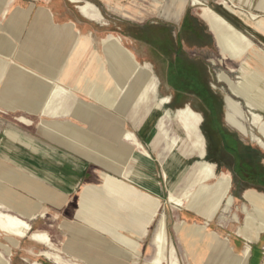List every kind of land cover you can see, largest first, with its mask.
Segmentation results:
<instances>
[{"label": "crops", "instance_id": "0c3cea01", "mask_svg": "<svg viewBox=\"0 0 264 264\" xmlns=\"http://www.w3.org/2000/svg\"><path fill=\"white\" fill-rule=\"evenodd\" d=\"M76 8L77 6L68 0H47L46 5L40 6H37L36 3L30 4V7L25 9V14H18L12 17L8 32L2 37L4 43L8 41L10 48L8 51H5L4 47L1 48L0 55L4 53L2 58L5 59L7 56L8 60L17 64L13 65L12 68H19L29 78H33L30 83L25 85L28 87L26 91H23L24 88L17 85L18 88H22V93L14 94L11 101L21 102V100L26 101L33 98L36 101H42L46 91L49 88L56 87V92L58 91L56 100L61 103L62 109L57 117L47 118L53 120L74 118L85 120L86 122L90 121L88 133L86 129L69 121L64 123L55 121L59 123V127L57 126L54 131L50 130L49 133L44 130L41 122L40 130L50 140L73 150L90 161L96 162L98 164V178L102 177L103 180L105 178L106 192L110 195L113 194V197L119 198L120 201L126 199L129 202H133L135 210H129L127 213L123 211L122 204L114 206V209L109 208L106 210L101 207L98 210L99 214L104 215L105 220L108 213H113L114 226L108 228V231H113L111 233L116 236L115 242L117 244L130 248L131 246L123 244L117 239V236L122 237V235H117L114 228L122 229L120 224L123 221H127L128 224L124 230H130L133 233L137 230V233H139L137 235L141 239L148 233L150 223L160 207V201L151 195H157V191H155L153 184L148 182L153 180L154 163L150 153L156 152L160 157V161L164 163L167 156L178 147L179 142L177 140H179L180 136L168 124L165 125L164 129L160 126L163 119L167 122V118L161 109H157L152 104L153 99L148 95V89L153 81L150 82L151 85L149 84L146 87L144 98L136 101L134 95L139 88L143 87V82L138 83L136 79L133 81L134 77L129 79L116 78L111 72L113 68L111 65H99L94 61V52L99 53L95 40V35L99 31L93 29L91 24H89L90 21L85 19ZM184 11L185 6L183 5L180 15L177 18L171 16L172 18H169V20L178 23ZM120 14H122L121 17L124 19L137 20L131 18L129 16L130 13L125 14L123 12ZM167 19L168 17L165 18V20ZM183 23L184 26H187L185 29H182L180 25L179 29L167 31V36L164 34L165 31L160 32L158 30L150 37V41L130 35L128 39L134 45L137 54L140 55V53L144 54L146 52L149 55L146 59H150L156 65H174V63L177 65H205L202 63L201 57L207 53L210 47L199 46L196 48L189 43L188 37L193 33L194 29L198 31L203 29L210 35L209 29L206 30L205 25L196 16H193V19L189 22L184 20ZM171 31L172 36L169 35ZM164 38L167 40H164ZM170 41L175 42L172 51H170ZM1 51L3 52L1 53ZM176 57L178 61H176ZM180 59L181 64H179ZM8 66L11 68L10 65ZM31 74L35 76L30 77L32 76ZM164 77L162 78L163 81ZM4 83H2L0 88V98L3 96ZM128 88L130 92L126 93ZM6 98L7 96H5ZM89 101L96 102L97 105L87 103ZM142 104L145 108L141 106ZM20 110L23 109H17V111ZM23 111H25L22 114L23 117H45L38 112L29 113L27 110ZM262 113L264 114V111ZM124 116L131 120L130 126L125 124L126 120L122 119ZM153 116H158L155 129L150 122ZM68 123L80 130L74 133L67 126ZM27 126H32V123ZM95 132L96 137L92 134H95ZM127 133L133 134V137L126 138ZM9 135L17 139L18 150L28 151V154L34 156L36 154L40 155V151L36 149L37 147L33 140L21 136L18 131L15 132L14 130H10ZM180 151L184 158L194 156L185 152L182 146ZM45 154L46 156L44 157L46 158L42 157L40 160L35 159L34 161L29 160V164L31 162L34 163L30 166H37L34 171L18 166L16 171L13 170V172H17L14 173L16 177H13V180L9 178L8 174L6 175V180L12 182L16 178L17 187L38 199V202H33L34 204L29 203V208L22 209L25 215H34L36 218L40 217L41 212L46 210L41 203L45 202L55 209L63 208L67 198L81 192L84 184L88 183L90 176L94 174L90 164L86 165L88 166L86 167L78 159L64 162L66 165L64 171L63 167L61 169L56 164L57 168L53 169V171L51 168L46 173L44 160H48L47 156H50L51 153L46 151ZM195 156L200 158L198 154ZM56 162L59 163L58 161ZM121 164L122 166L119 167ZM139 165L145 172L144 181L149 184H139L142 182L141 177L139 179L136 170L132 172V169H137ZM193 166L194 164L187 167V172L183 173L180 177L181 180L179 179L178 182L170 181L167 172H165L164 177H167L166 181L169 182V189L174 190L175 193L182 191L187 186L186 182ZM127 171H129L128 175ZM83 172H86V175H83ZM41 183L45 185L43 186ZM110 195L106 196L100 192L96 196L110 197ZM24 199L27 202L31 201L27 198ZM90 203H88V206ZM189 208L200 214H203L202 212L206 213L203 209H198L195 206H189ZM140 212L144 217L142 222L133 216ZM126 215L130 216L127 217ZM213 216L214 214H209L207 220L212 219ZM162 217L166 220L164 214L160 216V218ZM99 221L101 224L98 223L96 227L90 226V228L85 230L82 229L83 231L71 228L66 223L63 224L61 226L62 229L68 230L70 237H73V241L70 242L72 248H67L66 250L75 257H81V261L87 264H128L119 257L107 256L104 249L95 247L101 232H106V229H104L106 223H103V219ZM175 228L178 231L181 229L187 231V234L184 235L185 237L180 236L178 238L177 236L175 241L178 242L179 240L180 243L178 242V244L186 253L185 258L194 264H215L216 262L214 263V261H217L218 255H223L227 260L230 252L227 249L229 245L227 239H222L215 232H208L202 225L188 226L185 222H176ZM193 237L200 238L198 239L200 243L193 241L194 243L192 244L194 245H192L190 241ZM90 241L93 243H89ZM202 241L203 243H201ZM86 244L93 247L88 246L89 248H87L85 247ZM151 246L154 250V255L148 264L152 263L155 256L152 240ZM135 247L137 249H134ZM138 247L139 245L135 243L133 250L130 251L141 255ZM112 250L113 252L115 251L113 248ZM128 255L134 260L133 264H138L140 255L137 258V263L129 253ZM175 257L181 264L176 249Z\"/></svg>", "mask_w": 264, "mask_h": 264}, {"label": "rangeland", "instance_id": "374dc122", "mask_svg": "<svg viewBox=\"0 0 264 264\" xmlns=\"http://www.w3.org/2000/svg\"><path fill=\"white\" fill-rule=\"evenodd\" d=\"M46 1L47 0H5L4 7L8 10V14L6 16H3L2 11L0 10V39L3 37L4 34H7L12 23V17L18 14H25V9L30 7V4L32 3H36L37 6H40L46 5ZM68 1L76 5V9H78V11L79 6H81V4H91L96 8L98 16L94 20L85 18L80 11L79 13L85 19L90 21L89 24H91L93 29L99 31L95 35V40L96 46L98 48L97 50H99L100 53L98 54L104 58H102L103 64L108 65V62H106L105 60V56L102 54V41L109 35L117 37L120 40L122 46L133 54L135 60L144 68L149 69L151 73V80L153 82L152 85L150 84L151 86L148 89V95L152 97L153 101L159 104L161 99L165 97L170 98V103L162 106L161 110L163 111V113H165V110L168 109L173 115H175L177 110L184 108L186 105H189L196 113L199 114V116L201 117V121L198 124V133L203 138L205 148L207 149L206 146H208V138L202 128L204 117H202L200 112L194 109L193 106L190 104L192 102L194 106L199 108L201 106L200 103L196 102L195 100H173L172 94L168 91V89H166L162 80V78L165 76V67L163 65H156L150 59H146L147 57H149L146 52L144 54L140 53V55L137 54L134 45L131 44L130 40L128 39L130 35L133 37L138 36L139 38H142L145 41H150V37L154 35L155 32L158 30H160V32L165 31L164 34L165 36H167V31L179 29L180 25L181 27L183 26L182 23L184 20L189 22L191 21V19H193V16H196V18L205 25L206 30H208L206 23L202 21L198 16L199 8L195 7V5L192 4L191 0H183L185 11L180 21L178 23H175L169 20V18L172 17L167 16L169 10L166 11V9L172 8L173 5L171 4H173V1L175 0H81V3L78 4L72 2L71 0ZM200 1L203 2L205 6H208L218 15L223 17L239 32L250 38L254 43L255 47L264 52V0H229L226 1L225 4L219 3L218 0ZM130 6L133 8H131ZM123 12L130 13L129 16L137 20L130 21L122 18V14L120 13ZM251 14L258 15L259 19L252 20L250 18ZM166 17H168L167 20H165ZM172 31L169 33L170 36H172ZM209 36L212 39L211 47L208 49L207 53L201 57V59L202 63L205 64L202 65V67L205 70L206 74V85L208 89H210L211 93L218 99L219 103L221 104L222 113L219 118L220 124L227 132H229L231 135L235 136L239 140L242 146L241 148L246 149L244 153L247 156L248 154H250L253 163L259 165L262 171L264 172V148L258 145L256 142V137H260V135L257 130L252 128V124L248 115V109L245 107V102L247 99L244 100L233 96L231 94L230 87L227 85V83L220 82L218 80V75L220 73H225L235 82H241V80H236V76H241L240 70L242 67H240V69L236 71V69L241 65V63L231 61L227 58H222L219 53V49L215 44L212 34H210ZM164 40L167 39L164 38ZM173 41H170V51H172L174 49L173 47L175 46V42ZM7 58L8 57L6 56L5 61ZM0 61L3 63H7L8 59L5 62L1 58ZM94 61L98 63L96 58H94ZM249 63L254 68L260 69L257 63L254 62L250 56ZM98 64L101 65L100 63ZM248 73L249 74L246 78V81L254 80L257 81L259 84V92L257 94L255 93V96L252 95V97L254 101L261 102L262 100H264V88H262V86L264 85V71L256 72L249 70ZM134 79L135 78H133L132 80L134 81ZM1 85L2 81H0V88ZM262 95L263 97H261ZM230 102H232V104L236 107V109L238 110L237 112L241 113L240 116L237 115V119L246 128V133L239 131L237 127H235L229 121L228 116H232V114L234 115V109L232 110L230 108ZM87 103L97 105L96 102L92 101H89ZM263 111L264 109L258 111V113L261 114L264 118V114L262 113ZM28 112L35 113L30 111ZM23 113H25V111L23 110L11 111L6 110L5 108L0 106V186L8 190L6 191V193L3 194L4 196L9 198L11 202L18 205L22 209L24 207L29 208V203L34 204L33 202H38V199L36 197L26 193L25 191L21 190V188L17 187V181L15 180L16 178L14 179V181L10 182L6 180V175L8 174L9 178L13 180V177H16V174L14 173H17L13 172V170L16 171L18 166H21L23 168H29L30 170L34 171L37 166H30L33 162L29 164V160H40V158L46 156V151L51 153L50 156H47L48 160H44V166H46V173H48L51 168L52 171L53 169L57 168L56 164L60 168L63 167L64 171L66 162L74 160L76 161V159H78L79 161H82L85 164L84 166L90 164L94 174L90 176L88 183L84 184V187L82 188L81 192H78L76 195L67 198L63 208L55 209L45 202L43 204L41 203V205L46 208V213L44 211L41 212V218H36V216H34L32 219H25L31 225L32 232L28 238L20 240V244L18 246H15V248H13L14 246H12L7 240L5 234L0 232V243L9 245L11 247L10 256L6 254V251L0 249V253L2 254L3 260L8 264H87L84 261H81V257H75L69 251L66 250L67 248H72L70 242L73 241V237H70L69 231L62 229L61 226L66 223L71 228L85 230L87 228H90V226L96 227L98 223L101 224L99 220L103 219V223H106H104L106 225L104 229H106L107 233L101 232L99 236V241L97 242V245H95V247H100L104 249L107 256L117 258L119 257L123 261H125V263L127 262L128 264H133L134 260L131 259L128 255L130 250H133V247L129 248L117 244L115 242L116 236L111 233L113 231H108V228H112V226H114L115 221L112 219L113 213H108L106 215V220L104 219V215L98 213V210L101 209V207L108 210L109 208L114 209V206H117L119 204H122L123 211H126L127 213V211L129 210H135V205L133 204V202H129L126 199H122L120 201L119 198L113 197V194L110 195L108 192H106V181L104 177V180L102 179V177L98 178V164L96 162L90 161L85 157L81 156L80 154H77L73 150H70L69 148L63 145L50 140L49 138L44 136V134H42L40 130L41 122L45 124H52L55 123V121H61L63 123L65 121H69L74 123L75 125H78L81 128L86 129V132L88 133L90 127L89 122L74 118H62L53 120L47 117L25 116V118L30 120L32 123V126H27L18 121L20 117H23ZM158 116H153V118L150 120L154 129L156 127ZM122 119H125V124L130 126V120L127 119V117L124 116ZM166 124L171 126V128H174L180 138L179 140H177V142H179L178 147L167 156L164 163L160 161V157L156 152L153 151L152 153H150V156L154 163L153 180L148 182L153 184V186L155 187V191H157V195H151L155 199H158L160 201V207L157 211V214L154 216L153 220L150 223L148 233L142 239L139 235H137L139 234L137 233V230L135 233L130 230H124V228L128 224L127 221H123L120 224L122 229L113 227L115 233H117V235H122V237L131 239L132 241L137 243V245H139V251L141 252V255L138 259V264H148V262L152 259L154 255V250L151 246V240L157 228V224L159 222L158 220H160V216L164 214L166 217L167 233L170 241V246L172 244L174 245L181 264L194 263L185 258L186 253L185 251H183V248L178 244L179 240L178 242L175 241V237L178 236V238H180V236H184L187 234V231L185 229H181L179 231L176 230V222H185L188 226L202 225L207 229L208 232H215L222 239H227L229 243L227 249L230 251L228 254L229 256L227 257L229 260L231 258L233 259L235 256H241L247 244L251 248V255L248 264H264V231H261V229L259 228L258 221L255 217V212L244 198L245 192L249 190L256 191L264 195V187L259 190H256L254 188H245L241 185H239L238 187L232 173L227 168L220 167L217 169V174L220 175L225 173L231 178L229 182V191L227 195L223 198L219 209L216 211V213H213L214 216L212 217V219L207 220V216H209V214H206L204 212H202L203 214H200L195 210L189 208L186 204L183 207H179L180 209L177 206L172 205L168 202L170 189L168 185L169 182H167L166 178L164 177L165 172H167L170 181H179L182 174L186 172L187 167L193 164L195 166L197 162H199L200 160L202 161V158H198L197 156H195L197 154L199 155V152H197L195 146L191 142H189L187 131L175 119L174 116L172 118H168ZM10 130H14L15 132L18 131V133H20L23 137L33 140L36 144V149L40 151V155L36 154V156H34L32 154H28V151L18 150V146L16 143L17 139L15 138V141L13 142L9 140V138L11 137L9 135ZM92 134L95 136L96 132L95 134ZM107 145L109 144L107 143ZM181 146L183 147L185 152L194 156L184 158L181 155ZM56 161H58L59 163H57ZM60 163H62L63 166ZM121 166L122 164L119 167ZM132 170V172H134L135 170L137 171V176L139 177V179L141 177L142 182L139 184H149L148 182L144 181L145 172L144 169L140 167V165L137 167V169ZM84 174L86 175V172H83V175ZM128 174L129 171H127V175ZM111 177L113 178V176ZM236 180L238 182L237 178ZM119 183L121 184V182ZM215 183L216 181L214 180L210 185L213 187L215 186ZM41 184L43 186L45 185L44 183ZM195 190L198 189L196 188ZM100 192H102L106 196L110 195V197H97L96 195ZM228 197H232L233 199V205L230 208V211H227L226 207V200ZM24 198H27L32 202H27V200H25ZM88 201L91 202L89 206ZM2 205L7 206V203L3 198H0V207H3ZM22 209L20 211H22ZM0 211L12 215H19L18 212H16V209H9L7 207L0 209ZM140 213H137L133 216L135 218L137 217L139 221L142 222L144 220V217L142 216L143 214ZM126 216L129 217L130 215ZM144 216L146 215L144 214ZM250 218L253 219L256 226L251 231L246 232L244 225L246 221ZM206 223L208 225H206ZM35 233L47 234L52 242L50 248H47L44 245L37 243L34 240ZM198 239L200 238L193 237V239L190 241L191 244L194 242L199 244L200 242ZM246 240L249 241V243H246ZM89 243L93 242L90 241ZM201 243H203V241ZM88 246L93 247L92 245L88 244H86L85 247L89 248ZM112 248L115 250L114 252ZM134 249L137 248L135 247ZM228 259L226 261V258H224L223 255H218V258L216 259L217 261H214V263L216 262L215 264H228ZM168 264H170V260Z\"/></svg>", "mask_w": 264, "mask_h": 264}, {"label": "bare ground", "instance_id": "6f19581e", "mask_svg": "<svg viewBox=\"0 0 264 264\" xmlns=\"http://www.w3.org/2000/svg\"><path fill=\"white\" fill-rule=\"evenodd\" d=\"M71 1L77 4L81 3V0H71ZM218 1L221 4H225L226 1L229 0H218ZM173 2L174 3L171 4L173 5L172 8L166 9V11L169 10L167 16H172L177 18L181 13L184 4H183V0H175ZM191 2L193 5H195V7L199 8L198 16L202 21L206 23L210 33L214 38V41L216 42V46L219 49V53L222 56V58H227L230 59L231 61L241 63L240 65V67H242L240 70L241 76H239L241 82H235L225 73H220L218 75V80L220 82L227 83V85L230 87V91L233 96L244 100L247 99L245 102V107L248 109V115L252 124V128L257 130L260 135V137L259 136L256 137V142L258 145L264 148V118L261 114L258 113V111L264 109V100H262L261 102H257L254 101L252 97V95H254L255 93L257 94L259 92L258 82L254 80L246 81V78L249 74L248 73L249 70L256 72L264 71V52L257 49L250 38L239 32L233 25L228 23L223 17L218 15L211 8L205 6L203 2H201L200 0H191ZM4 3L5 0H0V10L2 11V15L6 16L8 14V10L4 7L5 5ZM79 11L85 18L91 20L96 19V17L98 16V12L96 8L91 4H85V5L81 4V6H79ZM250 18L252 20H257L259 19V16L255 14H251ZM2 42L3 40L1 38L0 49L4 47V50L8 51L10 48L8 41L6 43L4 42L2 43ZM102 49H103L102 54L105 56V60L106 62H108V65H111L113 67L111 72L116 78L129 79L134 77L138 83L140 82L144 83L143 87L139 88L137 90L138 92L134 95L136 101L142 100L144 98V94H145L144 92L146 87L152 81L151 73L149 69L141 66L135 60L133 54L122 46L120 40L117 37H114L112 35L107 36L102 41ZM2 52L3 51H1V53ZM3 54L4 53H2V55ZM2 55H0V59L3 57ZM249 56L252 58L254 62L257 63V65L260 67L261 70L254 68L249 63ZM93 58H96L98 63H100L101 65H105L103 64L104 58L101 57L98 53L94 52ZM2 59L5 60L4 58ZM7 64L10 65L11 68ZM13 65H17V64H15V62H12L10 60H8L7 63H3L0 61V81H2V83L5 82L4 83L5 87L3 88V96H1L0 98V106L5 108L6 110H11V111H15L17 109H23V110H28L30 112H35V113L38 112L41 115L43 114L45 117H57L60 114L59 112L62 109V106L61 103L56 100L57 92H58V91L56 92V87H53L52 89L49 88L48 91H46V95L42 99V101H36L35 98L28 99L26 101L21 100V102L11 101V98L14 94L22 93V88L21 89L18 88L17 85L23 87L24 88L23 91L24 90L26 91L28 87L25 85L27 83H30V80L33 79V78H29L25 74V72H23L21 69L12 68ZM31 75L32 76L30 77H33L34 74ZM262 88H264V85L262 86ZM128 92H130L129 88L126 90V93ZM5 96H7L6 99ZM261 97H263V95ZM169 103H170L169 97H165L161 99L159 104L155 103L154 101L152 102V104H154V106H156L157 109H162L163 105ZM141 106H143V104ZM230 108L232 110L234 109L233 110L234 115L232 114V116H228L229 121L235 127H237L239 131L246 133L247 132L246 128L237 119V115L240 116L241 113L237 112L238 110L232 104V102H230ZM164 114L167 119L172 118L174 116L175 119L183 126V128L188 133L189 142H191L195 146L197 152H199V157L202 158V161L200 160L199 162H197L194 168L192 169V171L190 172L186 182L187 186L178 193H175V191L172 189L170 190L168 202L174 206H177L178 208L183 207L186 204L188 207L195 206L198 209L201 208L207 214L215 213L221 206L223 198L227 195L229 191V182L231 177L225 173L218 175L216 164L204 160V156L206 154V150H205L206 148L203 138L198 133V124L201 121V117L188 105H186L182 109L177 110L175 115H173L168 109L165 110ZM135 117H139V116H135ZM18 121L24 125L31 124V121L26 119L25 117H20ZM42 125L47 133H49L50 130L54 131V129L57 126L59 127L58 122L52 124L42 123ZM165 125L166 122L163 119L160 123V126L161 128L164 129ZM67 126L71 128L74 131V133L80 130L71 123H68ZM131 137H133V134L131 133L126 134V138H131ZM9 140L13 142L15 141V138L11 136ZM26 145L28 146V144ZM214 180L216 181V183L215 186L212 187L210 184ZM196 188L198 190H195ZM6 191L8 190L0 186V198H3L7 203V206L2 205L3 207H0V209L6 207L9 209H16L17 210L16 212H18L19 215L18 216L12 215L0 211V232L5 234L7 240L10 242L12 246H14L13 248H15V246H18L20 244V240L28 238L29 235L31 234L32 227L25 219L28 218L32 219L34 215L29 216L22 213V211H20L22 209L21 207L14 204L9 200V198L3 195L4 193H6ZM244 198L254 210L256 220L258 221L259 224V228L261 229V231H264V195L256 191L249 190L245 192ZM232 205H233V199L232 197H228L226 200L227 211L228 210L230 211ZM23 209H27V208L24 207ZM46 211L47 210H44L45 213ZM206 225L208 224L206 223ZM255 226H256L255 222L253 221V219L250 218L246 221L244 228L246 229L247 232L254 229ZM117 239L123 244L129 245L131 247L135 246V243L133 241L126 239L124 237L117 236ZM34 240L37 243L42 244L47 248H50V246L52 245V242L47 234L35 233ZM246 243H249V241H247ZM152 245L155 249V256L151 264H165V263L168 264L169 260H170V264H179V261L175 257V249L173 245L170 246V241L167 233L166 220L164 217L160 218L157 224V230L155 231L152 238ZM0 249L6 251V254L10 256L11 247L9 245L0 243ZM129 254L131 255V257L135 259V262L137 263V258L139 257L140 253L130 251ZM250 255H251V248L249 245L246 244V248L241 256H235L233 259L231 258L230 260L227 258L228 264H248ZM0 264H8L3 260L1 253H0ZM34 264H40V263H34Z\"/></svg>", "mask_w": 264, "mask_h": 264}, {"label": "flooded vegetation", "instance_id": "af4514ba", "mask_svg": "<svg viewBox=\"0 0 264 264\" xmlns=\"http://www.w3.org/2000/svg\"><path fill=\"white\" fill-rule=\"evenodd\" d=\"M186 27L183 23L182 29ZM188 41L196 48L211 47L212 44V39L203 29L201 31L194 29ZM176 61H178L177 57ZM163 66L165 67L164 86L172 94V99L195 100L201 105L197 108L192 102L190 103L204 117L202 128L208 138L207 160L216 164L217 169L227 168L234 176L238 187L241 185L256 190L264 187V172L261 167L253 163L250 154L247 156L244 153L246 149L241 148L239 140L220 124L221 104L206 85V74L202 65L174 63V65Z\"/></svg>", "mask_w": 264, "mask_h": 264}, {"label": "water", "instance_id": "95a60500", "mask_svg": "<svg viewBox=\"0 0 264 264\" xmlns=\"http://www.w3.org/2000/svg\"><path fill=\"white\" fill-rule=\"evenodd\" d=\"M215 44H216V42H215ZM239 69H240V66L236 69V71H238ZM236 71H235V72H236ZM235 72H232V73H235ZM236 80H240V77H239V76H236ZM236 82H237V81H236ZM200 131H201V129H200ZM204 158H205V160H207V152H206Z\"/></svg>", "mask_w": 264, "mask_h": 264}, {"label": "trees", "instance_id": "16d2710c", "mask_svg": "<svg viewBox=\"0 0 264 264\" xmlns=\"http://www.w3.org/2000/svg\"><path fill=\"white\" fill-rule=\"evenodd\" d=\"M225 16V15H224Z\"/></svg>", "mask_w": 264, "mask_h": 264}]
</instances>
